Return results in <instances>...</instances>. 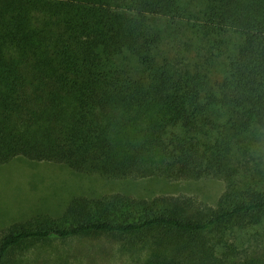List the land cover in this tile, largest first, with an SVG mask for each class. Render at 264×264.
Here are the masks:
<instances>
[{
  "label": "trees",
  "instance_id": "16d2710c",
  "mask_svg": "<svg viewBox=\"0 0 264 264\" xmlns=\"http://www.w3.org/2000/svg\"><path fill=\"white\" fill-rule=\"evenodd\" d=\"M19 156L224 189L75 195L10 225L0 264H264V0H0V166Z\"/></svg>",
  "mask_w": 264,
  "mask_h": 264
},
{
  "label": "rangeland",
  "instance_id": "374dc122",
  "mask_svg": "<svg viewBox=\"0 0 264 264\" xmlns=\"http://www.w3.org/2000/svg\"><path fill=\"white\" fill-rule=\"evenodd\" d=\"M223 189L221 179L151 177L118 180L77 172L62 163L33 161L19 156L0 166V238L10 225L25 222L34 215L57 217L70 198L79 194L93 196L116 191L141 197L186 194L214 204ZM77 244L73 240L58 241L47 248L68 250Z\"/></svg>",
  "mask_w": 264,
  "mask_h": 264
}]
</instances>
